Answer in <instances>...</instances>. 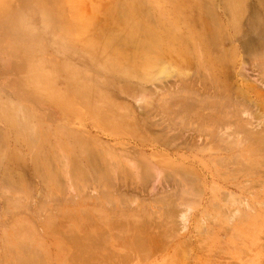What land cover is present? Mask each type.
Wrapping results in <instances>:
<instances>
[{"label": "rangeland", "instance_id": "374dc122", "mask_svg": "<svg viewBox=\"0 0 264 264\" xmlns=\"http://www.w3.org/2000/svg\"><path fill=\"white\" fill-rule=\"evenodd\" d=\"M0 264H264V0H0Z\"/></svg>", "mask_w": 264, "mask_h": 264}, {"label": "bare ground", "instance_id": "6f19581e", "mask_svg": "<svg viewBox=\"0 0 264 264\" xmlns=\"http://www.w3.org/2000/svg\"><path fill=\"white\" fill-rule=\"evenodd\" d=\"M136 3H137V2H136ZM240 3H241V2H240ZM134 5H135V4H134ZM133 10H134V9H133ZM124 12H125V11H124ZM126 12H127V11H126ZM126 12H125L123 15L127 14ZM131 12H132V11H131ZM128 13H129V11H128ZM129 15H130V14H129ZM129 15H126V17H125V21H126V22H128L130 19H132V18H131V17H132V16H131L132 14L130 15L131 17H130ZM173 15H174V14H173ZM121 16H122V15H121ZM120 19H122V18H120ZM125 21H124V23H126ZM137 26H138V25H136V27H137ZM142 29H144V32L150 34V32H149V31H146L145 28L142 27ZM146 29H147V28H146ZM131 31H132V30H131ZM125 34H127V37H126V38H127V39L130 38V41H129V42H131V41H133V39H134L133 37H135V34H136V33L134 34V32H133L134 36H133L132 38H131V34H132V33L127 32V33H125ZM146 35L148 36V34H146ZM151 35H152V33H151ZM175 35H176V34H175ZM124 36H125V35H124ZM124 36H123V37H124ZM153 36H154V35H153ZM121 38H122V37H121ZM153 38H154V37H153ZM150 40H151V39H150ZM118 41L121 42L120 40H118ZM123 41H124V39H123ZM123 41H122V42H123ZM146 41H148V40H146ZM122 42H121V43H122ZM124 42H127V41H124ZM156 42H157V40H156ZM146 43H147V42H146ZM150 43H151V42H150ZM144 44H145V43H144ZM151 44L153 45V44H155V43H151ZM151 44H150V45H151ZM138 45H139V47H140V46H143V41H142V42H139ZM145 45H146V44H145ZM144 47H145V46H144ZM146 47H147V45H146ZM153 50H154V49H153ZM107 63H108V62H107ZM113 64H114V63H113ZM115 66H117V65H115Z\"/></svg>", "mask_w": 264, "mask_h": 264}]
</instances>
